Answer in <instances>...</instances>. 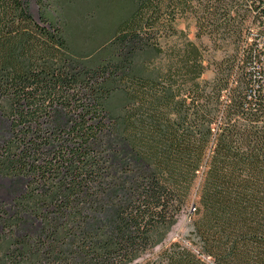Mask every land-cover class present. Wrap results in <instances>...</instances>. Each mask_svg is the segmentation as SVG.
Returning a JSON list of instances; mask_svg holds the SVG:
<instances>
[{
    "label": "trees",
    "instance_id": "trees-1",
    "mask_svg": "<svg viewBox=\"0 0 264 264\" xmlns=\"http://www.w3.org/2000/svg\"><path fill=\"white\" fill-rule=\"evenodd\" d=\"M123 5L87 63L56 14L0 0V176L25 180L0 264H264V0Z\"/></svg>",
    "mask_w": 264,
    "mask_h": 264
},
{
    "label": "rangeland",
    "instance_id": "rangeland-1",
    "mask_svg": "<svg viewBox=\"0 0 264 264\" xmlns=\"http://www.w3.org/2000/svg\"><path fill=\"white\" fill-rule=\"evenodd\" d=\"M29 11L35 20L40 19L41 14L56 18L61 24L68 42L71 54L81 61L91 63L99 56L102 48L108 42L117 26L122 13L125 11L123 0H49V9L42 10L37 0H27ZM54 10V11H53ZM59 16H58V15ZM256 20L264 21V15ZM255 26V25H254ZM176 27L183 30L187 37L198 44L211 43L207 37L197 39L196 27L193 18L180 17L176 21ZM256 32V30L254 31ZM261 46V44L259 43ZM223 51L209 48L206 52L207 60L220 58ZM213 76L212 66L204 73V77ZM9 135V124L6 117L0 111V143ZM25 189V180L19 178H7L0 176V207L8 209L14 199ZM192 206H188L178 217L177 223L169 233L170 239L185 235L191 227ZM39 222L29 220L24 228L35 230ZM1 233V228H0ZM1 235V234H0ZM1 238V237H0Z\"/></svg>",
    "mask_w": 264,
    "mask_h": 264
}]
</instances>
